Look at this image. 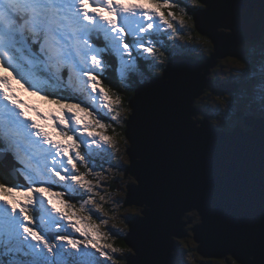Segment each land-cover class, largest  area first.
I'll use <instances>...</instances> for the list:
<instances>
[{"label": "snow or ice", "instance_id": "6c2138e0", "mask_svg": "<svg viewBox=\"0 0 264 264\" xmlns=\"http://www.w3.org/2000/svg\"><path fill=\"white\" fill-rule=\"evenodd\" d=\"M259 3L253 13L255 0H0V264H188L189 250L173 238L187 240L189 232L200 264H264ZM220 6L237 14L226 19ZM189 22L209 38L207 55L186 39ZM238 26L251 31L245 49L222 53ZM194 52L208 66L224 55L240 65L229 69L227 103L232 108L244 88L237 120L260 123L251 182L243 176L225 185L177 152L205 132L204 89L221 96L216 82L198 80L180 63L182 53ZM110 69L120 89L111 87ZM8 73L56 109L44 113L21 100ZM113 173L123 179L112 180L115 196L106 186ZM118 214L122 230L113 231L107 225ZM118 238L123 247L109 242Z\"/></svg>", "mask_w": 264, "mask_h": 264}, {"label": "water", "instance_id": "95a60500", "mask_svg": "<svg viewBox=\"0 0 264 264\" xmlns=\"http://www.w3.org/2000/svg\"><path fill=\"white\" fill-rule=\"evenodd\" d=\"M259 8V0H255V7L251 11L253 13L258 12ZM217 11L226 19L232 18L237 14L235 10L223 6L218 7ZM226 29L217 28L216 31L227 35L229 30ZM250 35L251 31L248 27L238 26L235 35L221 47L220 51L222 53L240 52L242 49L239 48V44L248 41ZM225 56L228 55L223 57ZM218 59L215 60L214 65L218 62ZM180 63L190 69L198 80L203 78L210 81L208 73L214 65L208 66L198 62L192 55H186V59ZM229 88H233L232 83ZM203 93L204 91L201 94ZM248 124L252 127L249 130H244L237 126L234 130L228 131L217 128L209 122V119H206L202 125L205 128V132L201 137L193 143L178 148L177 152L185 162L191 163L200 172L220 180L225 185H229L233 179L242 178L243 176H247L249 182H251V169L255 168L258 176L260 123L258 119H253ZM202 251L206 254H211L218 251V249L205 247Z\"/></svg>", "mask_w": 264, "mask_h": 264}, {"label": "rangeland", "instance_id": "374dc122", "mask_svg": "<svg viewBox=\"0 0 264 264\" xmlns=\"http://www.w3.org/2000/svg\"><path fill=\"white\" fill-rule=\"evenodd\" d=\"M133 3H146V0H132ZM189 26V31L186 32V39L187 37L190 36L191 41L195 44L198 43L201 46V49L205 48L207 44L210 43V45H207V47L212 45L211 42L209 41L208 43H205V41H208L209 39L207 37H204L203 39L200 38L201 34L196 33V31L194 29L190 28V25L188 23ZM223 30V29H222ZM227 30V29H226ZM199 36V37H197ZM164 42L167 43L168 42V38L165 37L164 38ZM184 41H178V43H183ZM247 41L241 42L239 44V48L244 50L245 49V44ZM202 49V51L204 52V50ZM194 54V53H193ZM240 67L239 64L235 63L232 61V59L229 56H225L223 57L218 64L215 67H212L210 69V73H209V77H213L214 80L216 79H229L230 75H229V69H238ZM2 71V70H0ZM261 71V68L259 66H256L255 72H250L249 74V81L253 84H255L258 80V73ZM216 72V75L214 76L213 73ZM8 79L9 82L13 85V87L17 90L20 99L28 102L29 104H36V106L41 110V112L47 113L49 111L55 110L56 106L55 105H47L45 102L43 101H39V98L31 95L30 93L24 92L23 90H21L19 88V85H16L14 80H12V76L10 73H8ZM218 75V76H217ZM232 76H236V73H232ZM217 76V78H216ZM225 81V80H222ZM228 82V81H227ZM221 85V84H220ZM221 87V86H220ZM207 88V87H206ZM208 89V88H207ZM259 90V89H258ZM232 91V90H230ZM220 92V91H219ZM229 92V91H228ZM206 92L204 91V94ZM202 95V94H201ZM237 95V101L234 102L233 107L229 108L228 107V94H224L221 93V96L219 98H217L216 93H211V90H207V93L205 94L206 97H208L207 100V108H211L212 114L208 116L209 122L214 124V125H220L223 126L224 128H226V130L228 131H232L234 130V126L239 123L237 120V114H236V105L239 104V106L241 107V109L246 107V96H247V91L242 88V90H239V92L236 93ZM221 100H223L224 102L221 103ZM40 106H39V104ZM41 107V108H40ZM219 109H216L218 108ZM224 111L222 112L221 109ZM216 109V110H215ZM206 111H208L207 109H205ZM81 116H83L84 114L81 113ZM194 119H203V117L201 116H197ZM244 128L248 129V126L243 125ZM116 161L114 160L113 163H115ZM125 167H127V164L124 165ZM114 175V176H113ZM130 175V173H129ZM113 178H115L116 180H120L121 184H123V179H122V174L121 173H113L112 175L108 176V180L106 181V186H107V190L113 195H117V186L112 183ZM112 183V184H111ZM113 186V187H112ZM122 195V193H121ZM127 207H132V206H125ZM122 211V210H121ZM108 228H111L113 231H117L118 229H121V225H120V217L119 214L117 215L116 219H109V223L107 225ZM187 227V226H186ZM122 230V229H121ZM192 233H188V239L187 240H175L174 242L177 243L179 245V247L181 249L187 248L189 250V255L187 257H184L183 259H185L188 264H200L201 261V257L198 256V254H196L194 251H192L193 249H195L196 244L195 242L191 239ZM116 240L112 241L109 240L110 243H114V245L116 244L115 242ZM116 246V245H115ZM117 247H123V246H117ZM175 259L177 261H179L181 258L180 257H175Z\"/></svg>", "mask_w": 264, "mask_h": 264}, {"label": "trees", "instance_id": "16d2710c", "mask_svg": "<svg viewBox=\"0 0 264 264\" xmlns=\"http://www.w3.org/2000/svg\"><path fill=\"white\" fill-rule=\"evenodd\" d=\"M189 25H190V28L191 29H194L195 31H196V33H198L197 32V30L195 29V28H193V27H191V22H189ZM188 28H189V26H188ZM193 43V42H192ZM207 45H210V43L209 44H207ZM202 46V45H201ZM203 49V48H202ZM204 52H203V54L204 55H207V53L210 51V50H212V45L210 46V49H209V46L208 47H205L204 49ZM190 55H194V56H196L197 55V53H195L194 52V54L193 53H191ZM108 75H109V77H110V79H111V87L112 88H114V89H120L121 88V84H120V81H119V79H118V77H117V74L115 73V71L114 70H109V72H108ZM212 77H210V79H211ZM216 78H217V76H216ZM140 77L137 75L136 76V80L135 81H129L130 83H132L133 84V86H135L136 84H138L139 82H140ZM216 81V80H215ZM105 84H108V81H105ZM205 91V90H204ZM127 95H133V93L131 92V91H128L127 92ZM117 131H120V129L118 128L117 129ZM7 179H15V177H14V175L12 176V177H6ZM112 184V183H111ZM114 185V184H113ZM118 230H121V229H118ZM116 246H124L126 243H125V241L122 239V238H118V239H116ZM121 243V244H120Z\"/></svg>", "mask_w": 264, "mask_h": 264}, {"label": "flooded vegetation", "instance_id": "af4514ba", "mask_svg": "<svg viewBox=\"0 0 264 264\" xmlns=\"http://www.w3.org/2000/svg\"><path fill=\"white\" fill-rule=\"evenodd\" d=\"M211 77H212V76H211ZM222 80L229 81V83H231L230 78L227 79V80H226V79H221V80L216 79V81L213 79V77L210 79V81L216 82V83L214 84V86L216 87L217 92L220 91V93L228 94V93H229L228 91H230V90H232V89L229 88V85H226L225 82H224V85H222V86L220 87V84H221ZM208 89H209V88H208ZM208 89H207V88L205 89V92H206V93H207V90H208ZM209 90H210V89H209ZM239 90H242V87L239 88L237 92H239ZM206 93H205V94H206ZM211 93H216V92H212V91H211ZM205 94L203 93L202 96H205ZM206 109H207L208 111H205V115L208 117L209 115L212 114V111H211V108H206ZM216 109H219V107L216 108ZM216 109H215V110H216ZM220 109H221L222 112H224V111L222 110V108H220ZM206 112H207V113H206ZM211 124H212V123H211ZM212 125H214V124H212ZM243 125L248 126V129L250 128V126L248 125V123H247V124L237 123L233 128L239 126V127H241L242 129H245V130H246V128H244ZM214 126H216L217 128L226 129V128H224V127L221 126V125H214ZM180 249H181V248H180ZM198 256H199V255H198ZM199 257H200V256H199Z\"/></svg>", "mask_w": 264, "mask_h": 264}, {"label": "bare ground", "instance_id": "6f19581e", "mask_svg": "<svg viewBox=\"0 0 264 264\" xmlns=\"http://www.w3.org/2000/svg\"><path fill=\"white\" fill-rule=\"evenodd\" d=\"M197 37H199V36H197ZM206 47H207V45H206ZM210 51H211V50H210ZM221 59H222V58H219V59H218V62H219ZM218 62H217L213 67H215V66L218 64ZM211 68H212V67H211ZM211 68H210V69H211ZM211 70H212V69H211ZM209 73H210V72H209ZM209 73H208V75H209ZM215 73H216V72H215ZM217 76H218V75H217ZM208 78L210 79L209 76H208ZM218 80H221V79H218ZM224 82H225L226 85H230L229 81H228V82H227V81H222L220 86L224 85ZM252 83H253V82H252ZM205 111H206V110H205ZM206 113H207V112H206ZM220 125H221V124H220ZM113 176H114V175H113ZM113 186H114V185H113ZM113 186H112V187H113ZM120 244H121V243H120Z\"/></svg>", "mask_w": 264, "mask_h": 264}, {"label": "clouds", "instance_id": "9594fccd", "mask_svg": "<svg viewBox=\"0 0 264 264\" xmlns=\"http://www.w3.org/2000/svg\"><path fill=\"white\" fill-rule=\"evenodd\" d=\"M249 125V124H248ZM250 126V125H249ZM252 127H250L249 129H251ZM245 130V129H244ZM247 130V129H246Z\"/></svg>", "mask_w": 264, "mask_h": 264}]
</instances>
